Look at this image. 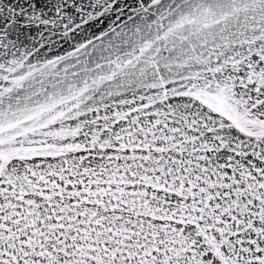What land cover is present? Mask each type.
Wrapping results in <instances>:
<instances>
[{
    "label": "snow or ice",
    "instance_id": "1",
    "mask_svg": "<svg viewBox=\"0 0 264 264\" xmlns=\"http://www.w3.org/2000/svg\"><path fill=\"white\" fill-rule=\"evenodd\" d=\"M0 264H264V0H0Z\"/></svg>",
    "mask_w": 264,
    "mask_h": 264
},
{
    "label": "water",
    "instance_id": "2",
    "mask_svg": "<svg viewBox=\"0 0 264 264\" xmlns=\"http://www.w3.org/2000/svg\"><path fill=\"white\" fill-rule=\"evenodd\" d=\"M194 2L198 3V0H194ZM219 19V17L208 12H197L194 8L190 13L186 14L180 30H187L189 33L194 29L205 32L214 31ZM10 126L11 125H6L4 130Z\"/></svg>",
    "mask_w": 264,
    "mask_h": 264
}]
</instances>
